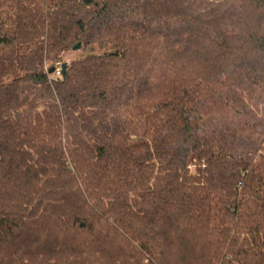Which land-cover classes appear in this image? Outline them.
<instances>
[{
	"label": "trees",
	"instance_id": "trees-1",
	"mask_svg": "<svg viewBox=\"0 0 264 264\" xmlns=\"http://www.w3.org/2000/svg\"><path fill=\"white\" fill-rule=\"evenodd\" d=\"M0 264H264V0H0Z\"/></svg>",
	"mask_w": 264,
	"mask_h": 264
},
{
	"label": "rangeland",
	"instance_id": "rangeland-1",
	"mask_svg": "<svg viewBox=\"0 0 264 264\" xmlns=\"http://www.w3.org/2000/svg\"><path fill=\"white\" fill-rule=\"evenodd\" d=\"M88 53L83 52L80 49L77 51H74L72 54H70L69 58L70 59H81L84 58Z\"/></svg>",
	"mask_w": 264,
	"mask_h": 264
},
{
	"label": "water",
	"instance_id": "water-1",
	"mask_svg": "<svg viewBox=\"0 0 264 264\" xmlns=\"http://www.w3.org/2000/svg\"><path fill=\"white\" fill-rule=\"evenodd\" d=\"M81 46H82V44H81V43H78L77 45H75V46L73 47V50H74V51H77V50H79V49L81 48ZM66 69H67V63H64V64L62 65V73H65ZM54 71H55L54 68H52V69L50 70L51 73H53Z\"/></svg>",
	"mask_w": 264,
	"mask_h": 264
},
{
	"label": "built area",
	"instance_id": "built-area-1",
	"mask_svg": "<svg viewBox=\"0 0 264 264\" xmlns=\"http://www.w3.org/2000/svg\"><path fill=\"white\" fill-rule=\"evenodd\" d=\"M60 70H61L60 67H58L57 68L58 74H60V72H61Z\"/></svg>",
	"mask_w": 264,
	"mask_h": 264
}]
</instances>
